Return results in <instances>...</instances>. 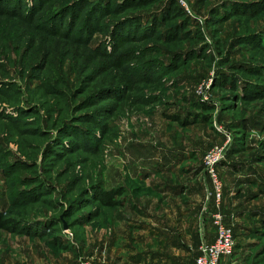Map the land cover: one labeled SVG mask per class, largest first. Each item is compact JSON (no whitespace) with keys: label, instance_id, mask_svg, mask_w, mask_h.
Masks as SVG:
<instances>
[{"label":"rangeland","instance_id":"obj_1","mask_svg":"<svg viewBox=\"0 0 264 264\" xmlns=\"http://www.w3.org/2000/svg\"><path fill=\"white\" fill-rule=\"evenodd\" d=\"M36 1L0 0V214L17 229L0 264H131L169 208L154 229L192 264L218 156L229 264H264V0H187L182 18L169 0Z\"/></svg>","mask_w":264,"mask_h":264},{"label":"built area","instance_id":"obj_2","mask_svg":"<svg viewBox=\"0 0 264 264\" xmlns=\"http://www.w3.org/2000/svg\"><path fill=\"white\" fill-rule=\"evenodd\" d=\"M180 6L189 11V5L187 0H176ZM220 159L218 157H212L208 159V168L212 178L215 194V204L217 210L213 214V223L215 226V240L209 242L202 238L199 248V254L197 255L193 264H221V259L224 256H232L235 251L236 238L234 236V230L229 225L225 216L221 211V200L223 194V184L215 173L214 164ZM81 264H91L87 261L81 260Z\"/></svg>","mask_w":264,"mask_h":264},{"label":"crops","instance_id":"obj_3","mask_svg":"<svg viewBox=\"0 0 264 264\" xmlns=\"http://www.w3.org/2000/svg\"><path fill=\"white\" fill-rule=\"evenodd\" d=\"M174 215V210L169 208L167 213L168 217L157 216L154 217L155 219L148 218L146 220L147 233L143 236L151 237L155 235L154 237H157L158 239H163V243H160L161 245H158L157 247H152L149 244H142L141 241H138L139 246L134 245V247L132 248V252L129 256L131 264H182V250L179 252H171L172 249L176 248L171 247L170 235L163 231V229L160 232L159 230L154 229V226H161V228L167 230V227L165 226L172 225V223H174L173 221L177 222L176 218H174ZM151 228L155 230L154 234H151ZM204 237L207 241L213 242L215 240L216 234H212L207 231V235L205 233ZM150 240L151 239L149 238V241ZM230 261L231 256H224L221 259V264H229Z\"/></svg>","mask_w":264,"mask_h":264},{"label":"trees","instance_id":"obj_4","mask_svg":"<svg viewBox=\"0 0 264 264\" xmlns=\"http://www.w3.org/2000/svg\"><path fill=\"white\" fill-rule=\"evenodd\" d=\"M79 1L76 2V0H75V2H72V3L69 2L67 5L64 6V9L66 8L67 10H69V12H71V10H72V13L71 14H73L76 11V9H79L81 7V5L78 4ZM113 1H116V3L119 2V0H111V2L109 0L108 4H111L112 5L113 4ZM155 1H157V0H135L133 2H138V3H141V2L150 3V2H152L153 3ZM42 2H43V0H37L35 2V6H34L33 9H36V7L40 6ZM168 5H169V11L172 14L171 16H173V17L176 16V17H179V18H182L184 16H187V13H186L185 9L182 6H180L176 0H169V3L167 4V6ZM118 6L121 7L120 5H118ZM118 6L116 5L115 7L111 8V9H116V8H118ZM102 10L101 9L99 10V11H101V13L98 10H96L95 12H97L96 14H98V15H100V14L102 15V14H104V11H102ZM93 14H94V12H93ZM100 19H101V17L96 18V20H94L91 23L94 26V28H93V31L94 32H96V31L99 30V27H98V25H96V22L100 21ZM222 77H223L222 78L223 82L228 83V81H227L228 77H226L225 74L222 75ZM254 94L257 95L258 93H254ZM203 106H205V105H203ZM171 118H175V117H171ZM183 124H184V122H183ZM100 194L101 195L99 197V200H100L101 204L104 205V206L115 207L116 205H118L120 203L119 201H117L115 199V196L118 195V194H120V193L118 191L114 190V189H110V190H107V191H103ZM212 194H213V196L211 197V199L213 200V203H214V211H216L217 210V207H216V204H215V194H214V191H212ZM222 207H223V194H222V200H221V211H222ZM11 222L12 221L10 219H8L5 216H3L2 214H0V229H4V230L16 232L17 229H15L14 226L11 225ZM233 230H234V236L236 238L237 237L236 228L233 227ZM236 247H237V245L235 246V249H236Z\"/></svg>","mask_w":264,"mask_h":264}]
</instances>
